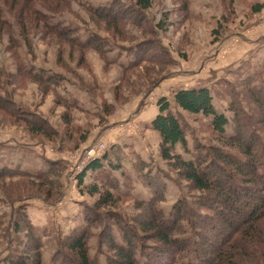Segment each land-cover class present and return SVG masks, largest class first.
Returning a JSON list of instances; mask_svg holds the SVG:
<instances>
[{
  "label": "rangeland",
  "instance_id": "obj_1",
  "mask_svg": "<svg viewBox=\"0 0 264 264\" xmlns=\"http://www.w3.org/2000/svg\"><path fill=\"white\" fill-rule=\"evenodd\" d=\"M112 1L69 0V7L43 10L49 23L65 29L69 37L91 43L86 48L43 31L36 22L28 34L23 33L16 16L3 5L1 19L8 23L0 24V170L29 171L36 178L20 173L0 178V264L32 246L35 234L46 264H70L68 239L85 230L90 257L95 264H109L114 251L105 230L111 227L121 243L118 221L128 230L136 228L138 257L145 259L142 253L160 244L149 240L137 225L149 209L143 202H152L154 211L165 219L173 217L180 200L203 209L195 203L205 193L161 156V137L151 128L154 113L145 108L162 96L173 98L175 91L193 83L198 86L192 87L206 86L216 109L230 120L227 133L235 131L237 113L245 114L246 129L264 141L256 103L257 95L264 97V0H152L141 24L128 21L116 29L87 8ZM122 1L135 5V0ZM257 5L262 6L260 11L252 9ZM143 43L158 46L149 54L168 51L173 64L144 62L131 76L125 73L123 66L139 58L136 49ZM146 66L153 71L148 73ZM22 69L55 80L46 90ZM206 70L204 77L198 76ZM195 71L199 73L194 75ZM129 76L133 86L126 83ZM151 78L160 81L150 86ZM179 112L188 148L178 145L176 151L186 159L207 154L211 146L223 147L211 116ZM22 114L36 121L43 117L55 135H34L19 118ZM98 141L105 143L98 157L108 155L119 167L111 173L118 186L108 188L116 204L102 208L96 206L100 192L106 190L102 174L89 172L79 184V175L93 160L85 158V150ZM41 172L48 175L39 180L36 175ZM38 183L51 188L53 195L38 192ZM94 185L99 193H91ZM182 225L184 233L178 232L179 236H190L191 224Z\"/></svg>",
  "mask_w": 264,
  "mask_h": 264
},
{
  "label": "trees",
  "instance_id": "obj_2",
  "mask_svg": "<svg viewBox=\"0 0 264 264\" xmlns=\"http://www.w3.org/2000/svg\"><path fill=\"white\" fill-rule=\"evenodd\" d=\"M3 5L7 6L10 14L16 16L23 33L28 34L36 22L35 25L42 24L41 29L47 33L59 34L64 40L81 45L82 48L91 46L89 42H80L69 37L65 29L49 23L48 14L43 11L49 8L58 10L61 6L69 7V0H0V24L8 23L1 19ZM151 6L152 0H135V5L122 0H113L100 8L93 6L87 8L93 14L104 16L107 23L113 24L116 29L117 24H126L128 21L135 25L141 24L144 21V11ZM185 9L186 4L183 5V10ZM252 9L260 11L262 6H252ZM131 15L135 16L131 18ZM160 28H163L162 24ZM157 47L149 43H143L142 47H138L136 52L139 58L123 66L125 73L130 72L131 76L144 62L163 67L173 64V59L166 50L162 49L161 53H148ZM144 68L148 73L153 71L150 66ZM22 70L24 75H28L46 90L50 89V84L55 80L54 77H47L43 73ZM130 76L127 77L126 83L133 86L134 83L129 82ZM159 81L160 79L151 78L150 86L157 85ZM256 101L260 111L258 122L264 131L263 95H257ZM2 102L6 101L2 100ZM156 104L158 113L152 119L151 128L161 137V156L178 169L179 174L191 182L195 189L205 193V196L195 203L203 209H196L185 200H180L175 206L173 217L165 219L154 211L152 202H143L149 209L136 221L137 225L149 240L160 244L158 248L142 253L145 259L138 257V248L134 241L136 228L128 230L118 221V215L115 214L114 218L119 222V228L123 233V241L119 243L111 227L106 228L107 244L114 251V257L109 260V264H264V141L251 129H246L245 114L237 113L235 118H239L235 131L227 133L230 120L225 113L216 109L212 92L206 86L178 89L174 92L173 98L162 96ZM175 108L177 110H174ZM179 109L192 114L211 116L214 131L225 149L221 146H211L207 154L199 155L196 159H186L182 153L176 151L178 145L184 150L188 148L186 127ZM19 118L36 136L55 135L48 121L43 117L37 118L36 121L22 114ZM231 149L237 150L238 154L233 153ZM109 159V156L104 154L103 157L91 160L79 175L81 185L89 172L93 175L97 174V177L102 174L104 182L101 185L106 190L100 192L97 185L90 189L92 194L100 192V197L96 201L98 208L114 205L117 200L108 188L118 186L117 179L111 176V173L114 168L119 167L113 165ZM106 161L109 164H106ZM13 170L2 168L0 178L19 173L26 178H36L29 171ZM46 175L48 174L41 172L36 176L40 180ZM37 191L43 192L46 196L53 195L52 189L44 187L42 183H38ZM185 221L191 224L192 232L190 236L180 237L179 233H184L182 223ZM87 234L85 230L69 237L67 246L71 257H68L67 261L70 264H95L89 254ZM41 248L42 243L35 234L32 236V246L7 259L5 264H46L43 261ZM164 256L166 258L163 259Z\"/></svg>",
  "mask_w": 264,
  "mask_h": 264
},
{
  "label": "built area",
  "instance_id": "obj_3",
  "mask_svg": "<svg viewBox=\"0 0 264 264\" xmlns=\"http://www.w3.org/2000/svg\"><path fill=\"white\" fill-rule=\"evenodd\" d=\"M105 149V143L103 141H98L96 143L91 144L85 150V158L86 159H95L103 153Z\"/></svg>",
  "mask_w": 264,
  "mask_h": 264
},
{
  "label": "crops",
  "instance_id": "obj_4",
  "mask_svg": "<svg viewBox=\"0 0 264 264\" xmlns=\"http://www.w3.org/2000/svg\"><path fill=\"white\" fill-rule=\"evenodd\" d=\"M216 68H221V65H217L216 66ZM210 70V69H209ZM207 72V70L206 71H203V72H201L198 76H203L204 77V75H205V73ZM199 72L198 71H195V73H194V75L195 74H198ZM201 83V82H200ZM202 84V83H201ZM200 84V85H201ZM192 86H198L197 84H195V83H193V84H191V87ZM201 86H203V85H201ZM152 102V101H151ZM147 108H149V110H151V111H153V117H155L156 115H157V113H158V106H157V104H156V102H155V105H153V103H152V105H148L145 109H147ZM148 113V110H143V114H147ZM143 118H145V117H143ZM153 131V130H152ZM154 132H156V131H154Z\"/></svg>",
  "mask_w": 264,
  "mask_h": 264
}]
</instances>
